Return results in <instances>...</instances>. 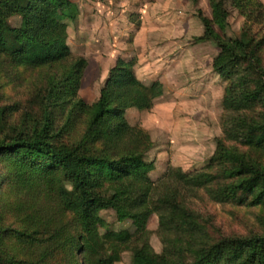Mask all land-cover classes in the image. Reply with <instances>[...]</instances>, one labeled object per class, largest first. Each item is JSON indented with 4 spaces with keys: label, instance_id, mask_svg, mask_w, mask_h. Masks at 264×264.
Returning <instances> with one entry per match:
<instances>
[{
    "label": "trees",
    "instance_id": "obj_1",
    "mask_svg": "<svg viewBox=\"0 0 264 264\" xmlns=\"http://www.w3.org/2000/svg\"><path fill=\"white\" fill-rule=\"evenodd\" d=\"M228 1L249 22L264 26L259 0H209L212 19L201 18L204 34L198 41L216 45L213 71L228 82L223 136L203 171L181 181L169 173L156 184L150 177L154 164L143 160L152 138L131 126L126 114L130 108L151 110L165 95L164 84H143L135 75L136 61L119 58L99 101L87 104L77 94L88 61L72 53L67 24L59 22L62 5L75 13L76 4L0 0V58L14 70L40 69L45 76L35 98L40 116L30 119L24 112L21 126L13 117L23 109L0 106V159L10 163L5 184L10 176L31 203L18 202L24 216L17 227L0 226V264H49L57 257L66 264H104L95 247L100 212L108 209L139 230L124 244L133 245L134 264H264V35L248 26L235 41L229 39ZM10 15H21L24 26L12 27ZM35 185L46 192L47 204H38ZM200 191L213 203L259 209L258 229L248 235L225 232L191 207L189 195ZM153 215L162 255L150 244L147 224ZM17 245L33 251L32 259L18 256Z\"/></svg>",
    "mask_w": 264,
    "mask_h": 264
},
{
    "label": "rangeland",
    "instance_id": "obj_2",
    "mask_svg": "<svg viewBox=\"0 0 264 264\" xmlns=\"http://www.w3.org/2000/svg\"><path fill=\"white\" fill-rule=\"evenodd\" d=\"M69 1L76 4L77 10L71 13L64 3L59 22L67 24L72 53L88 61L78 98L89 105L95 104L117 60H135L138 80L145 85L161 81L165 86V95L151 110L134 108L126 114L131 126L143 128L152 138L153 146L143 159L155 166L150 173L152 181L158 184L169 173L181 181L186 174L203 171L215 153L218 139L223 136V97L228 85L213 71V60L219 52L216 45L198 41L204 34L201 18L212 19L209 0ZM259 1L264 11V0ZM254 6L251 4V8ZM227 8L229 23L224 34L229 39L235 41L248 26L264 35V26L249 22L232 1H228ZM7 20L14 28L24 26L21 15H10ZM57 25L54 21L53 26ZM3 59L0 58V106L23 109L13 117L14 122L22 126L24 112L30 119L40 116L35 98L44 85V71L14 70L7 67ZM7 161L0 159V210L5 208V213L0 211L3 214L0 226L17 227L24 216L18 213V202H24L25 207L31 203L26 201V190L10 176L5 184L6 166L10 164ZM34 190L38 204H47L43 188L35 185ZM188 201L193 209L205 218L212 217L218 227L229 234L248 235L258 229L259 209L213 203L203 191L189 195ZM100 216L95 251L101 260L104 264H134L133 245L124 244L139 236L138 228L131 220L120 222L111 209L102 210ZM158 223V216L153 215L147 227L154 252L162 255ZM12 249L10 244L8 250ZM16 251L18 256L32 259L30 249L25 247L23 251L17 245ZM49 264L66 263L62 257H57Z\"/></svg>",
    "mask_w": 264,
    "mask_h": 264
},
{
    "label": "crops",
    "instance_id": "obj_3",
    "mask_svg": "<svg viewBox=\"0 0 264 264\" xmlns=\"http://www.w3.org/2000/svg\"><path fill=\"white\" fill-rule=\"evenodd\" d=\"M160 82H161V81H160ZM132 110H135V109H134V108H130L128 111L130 112V111H132ZM128 111H127V112H128Z\"/></svg>",
    "mask_w": 264,
    "mask_h": 264
}]
</instances>
